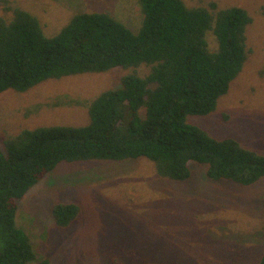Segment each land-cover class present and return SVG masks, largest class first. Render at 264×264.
Instances as JSON below:
<instances>
[{
	"label": "trees",
	"instance_id": "1",
	"mask_svg": "<svg viewBox=\"0 0 264 264\" xmlns=\"http://www.w3.org/2000/svg\"><path fill=\"white\" fill-rule=\"evenodd\" d=\"M0 3L12 15H0V94L26 92L49 79L126 71L118 87L90 104L88 123L24 127L6 137L0 147V264H53L37 254L17 212L29 189L61 162L146 158L159 176L181 182L191 177L194 161L214 182L251 187L264 179V153L189 121L214 113L246 66L254 19L245 7L138 0L143 18L137 31L97 11L74 14L47 36L35 13L12 0ZM80 212L77 202L52 208L60 228ZM256 264H264V252Z\"/></svg>",
	"mask_w": 264,
	"mask_h": 264
},
{
	"label": "rangeland",
	"instance_id": "2",
	"mask_svg": "<svg viewBox=\"0 0 264 264\" xmlns=\"http://www.w3.org/2000/svg\"><path fill=\"white\" fill-rule=\"evenodd\" d=\"M12 1L35 13L47 36L79 12H109L134 31L143 18L138 0ZM215 1L243 6L253 16L247 31L252 52L218 109L189 121L264 153V0ZM0 15L12 16L1 3ZM208 35L214 50L215 36ZM125 73L114 68L1 93L0 147L24 127L88 123L90 104L118 87ZM189 166L191 177L180 182L159 176L146 158L61 162L20 200L17 224L29 232L37 254L53 264H256L264 252V179L251 187L214 182L204 166ZM68 202H77L81 212L60 228L52 208Z\"/></svg>",
	"mask_w": 264,
	"mask_h": 264
}]
</instances>
